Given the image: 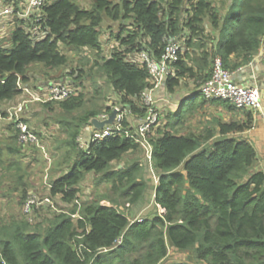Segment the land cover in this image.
Segmentation results:
<instances>
[{
	"label": "trees",
	"instance_id": "trees-1",
	"mask_svg": "<svg viewBox=\"0 0 264 264\" xmlns=\"http://www.w3.org/2000/svg\"><path fill=\"white\" fill-rule=\"evenodd\" d=\"M88 2L86 8L77 0H47L37 30L33 17L15 16L11 48L0 41L1 120L23 88L37 81L32 66L41 65L48 75L70 62L61 47L94 52L93 61L66 68L60 79L82 86L92 78V97L83 85L65 100L41 104L60 113L56 123L64 133L61 147L56 146L64 151L62 163L55 168L63 162L65 166L49 178L45 198L24 181L25 168L38 160L41 150L20 143L13 122L7 132L0 131V169L9 178L16 176L11 191L22 207V212L18 208L0 216V264H163L169 247L190 252L198 264H264V172L255 169L253 144L240 135L252 127L255 111L210 100L242 112L244 120L215 117L199 133L180 129L187 114L199 110L190 102L199 93L184 99L178 110L165 111V122L147 135L151 168L158 175L154 211L135 221L118 207L138 204L153 177H146L147 168L138 159L121 160L140 152V144L124 133L96 142L88 139L84 146L78 140L90 118L110 113L115 105L131 111L123 127L135 130L133 116L145 115L141 94L152 85L139 62L141 52L158 60L169 42L181 45L183 53L171 66L174 74L165 82L169 95L178 93L183 79H193L196 88L208 80L216 57L231 72L250 64L264 40V0H230L225 13L216 0ZM32 131L43 144L44 132ZM91 173L111 194L96 193L80 201V186ZM6 182L1 179L0 186ZM31 197L36 203L26 214L23 207ZM46 198L64 206L54 207Z\"/></svg>",
	"mask_w": 264,
	"mask_h": 264
},
{
	"label": "built area",
	"instance_id": "built-area-1",
	"mask_svg": "<svg viewBox=\"0 0 264 264\" xmlns=\"http://www.w3.org/2000/svg\"><path fill=\"white\" fill-rule=\"evenodd\" d=\"M46 2L47 0H25V4L21 11L15 9L13 6H6L0 10V16L3 14H11L14 17H33V30H37L40 18L42 17L41 8ZM182 53L181 45L174 42H169L165 45L163 53L158 60L151 58L145 52H141L139 62L145 65L152 84L141 94V103L145 107L144 117L133 116L135 130L132 132L123 127V122L128 115H131V111L118 105L112 106V110L113 108L118 110L117 117L113 124L101 130L93 129L89 141L96 142L106 137L117 136L124 133L128 137L134 138V140L143 147L142 149L146 152V158L150 161L151 145L147 140V135L153 127L160 125L164 121V114L158 107L160 99L155 97V92L161 86L165 85L169 76H173L174 71L171 66L179 59V56ZM234 73L235 72H231L224 68L221 59L216 57L212 63L209 79L203 82L196 89V92L199 93L204 100H221L228 102L230 105L238 109H250L255 112L261 111L263 99L260 89L257 86H245L237 83L234 79ZM79 90H81L80 85L77 83L72 84L64 80L63 82L50 84L44 92V96L48 101H62L71 95L77 94ZM23 91L26 96L16 103H10L7 107V119H10L11 122L15 123V127L19 131L18 140L20 143L25 145H35L41 150V152L42 150L44 152V145L39 142L37 135L23 121V114L28 101L31 99L42 101V98L41 96L38 97L32 95L27 88H23ZM27 96H29V98H27ZM163 102L169 103L168 100ZM110 113H100L97 118L104 120ZM78 140L80 146H84L85 141L82 138H78ZM46 201L48 202L49 200L46 199ZM35 203V198H29L25 202L23 212L29 214L31 212V206Z\"/></svg>",
	"mask_w": 264,
	"mask_h": 264
},
{
	"label": "rangeland",
	"instance_id": "rangeland-1",
	"mask_svg": "<svg viewBox=\"0 0 264 264\" xmlns=\"http://www.w3.org/2000/svg\"><path fill=\"white\" fill-rule=\"evenodd\" d=\"M77 1L79 3H81V5L86 6V8L89 7L88 0H77ZM116 28H117V25H115L111 29H113V32H115ZM112 42L114 44V40ZM11 45L12 44H11V41L9 39V42L7 45L8 48H11L10 47ZM61 50H63L66 54H68V56L70 58V62L67 64L68 66L65 67V69L66 68L67 69L72 68L73 66H77L79 64L82 65L83 63L86 62L85 59H87L89 61H93V59H94V55H93L94 52L90 49H81L77 52L75 50H71V49L66 48V47H61ZM110 52H111V49L106 50L107 55ZM85 68L87 69L86 66H85ZM45 70L46 69L42 68L41 65H34L30 68V71L32 72V74H36L35 79H39V78H37L38 76L40 78H42L41 76H43V72ZM104 81L99 79L100 84H103ZM83 82H84L83 85H86V87L84 89V93L89 94L88 95L89 98L92 97L93 96V93H92L93 92L92 91L93 80H92V78H91V80L84 79ZM39 83H40L39 80L38 81H32V82L30 81L28 83L27 87H28L29 92H31L32 95H34V91L36 89V86H38ZM39 85H41V84H39ZM83 85L81 87H84ZM47 88L48 87H46V89ZM44 94L45 93L40 94L42 101H35L32 99L29 100L28 103L26 104L24 114H23V118L26 119V122H27L28 127L30 129H32V130L34 129L35 132L40 131V130L44 132V141H43L44 148H45L44 152L42 150V154H38L39 155V157H37L38 160H34V159L31 160L27 169L25 167H23V168H25V170H27V177L24 179V181H26V182L28 181V183L30 182L29 186H28L29 190L32 188L33 192H36V193L38 192L37 189L39 190L40 193L37 196H39L40 198L41 197L45 198L44 191H45L46 186L49 183V178L51 177V175H54L57 173V171H60V169L63 167V165L65 163V162H63V164H60V167L62 165L61 168L60 167H59V169L55 168L58 163H62V160L60 158H61L62 154H64V151L62 152V149H56V146L61 147V141L64 139V133L60 132V130L58 129L59 125L56 123L57 122L56 119H58L60 117V113L58 111L54 112L52 110L44 109L42 107L41 104L54 101V100H51V101L46 100ZM23 96H26L24 91H23L22 96L18 97L19 99H17V101L15 100L14 102H11V104L16 103L19 100H21L23 98ZM27 98H29V96H27ZM110 99L112 100L114 98L111 97ZM168 102L171 103L170 100H168ZM180 103H181V101L177 102V106L175 105V108L173 107L172 111L178 110V106L180 105ZM111 105H113V103H111ZM169 105L171 108V104H169ZM170 108L168 110H170ZM228 113L229 112L226 108H223V107L220 108V107H218L217 104H212V105L208 104V105H206V107L200 109V111L195 114V117L193 115L192 121L187 122L186 124L182 125L180 129H181V131H194L196 133H199L202 130L201 124L204 123L207 119L211 120L212 118H215L213 116H221L225 119H228V118H230V115ZM191 115H192L191 113L187 114L186 118H189V116H191ZM199 117L204 118V122L201 121V123H197V119ZM173 119H174V117H173ZM2 120H4V122H6V125L3 126V131L6 130V132H7L8 126H9V123H11V120L7 119V117H5ZM163 122H165V120ZM203 127H204V125H203ZM29 145H31V144H29ZM142 148L143 147L140 148L141 150L139 149L140 152L130 153V154L126 155L125 157H123V159L121 160L122 163L123 162L128 163L129 160L131 161L133 159H136V160L138 159L147 168L146 177H149V178L153 177L152 178L153 181H152V179H149V181H148V185H149V190L147 192L148 194L145 195V197L142 200H140V202L138 204H135V205L130 204L129 205L128 203H121L119 205V207H118L119 210L123 211V213H125L131 221L138 220L142 216L146 215V213H153V211H154V208H153V192H154V188H155L157 181H158V175H157L156 171L151 168V163L146 158V152ZM254 148L256 150L257 157L260 156V153L258 152L256 146H254ZM3 158L6 159L4 156H3ZM122 163H120V165ZM23 164H26V163H23ZM116 165H118L117 162L113 164V166H116ZM256 169L257 170L264 169V165L259 161L256 163ZM11 173L13 174L12 171H11ZM15 177L16 176L13 174V178L12 177L9 178V176L6 174V172L0 169V180L4 179L5 181H8L5 184H3L2 186H0V194L3 195L1 200H0V216H8L9 213L11 214L14 211H19V209L22 212V207L20 208V206L17 205V199L14 198L15 195H14L13 191H11L12 186H13L12 184H14V181H15ZM16 184H17V186L20 185L18 182ZM103 192H107V193L111 194L108 187H106V184L98 183L95 179L94 174L91 173V174L87 175L85 182H83L82 185L80 186V192L78 194V197H79V200L81 201V200H84L86 198H89L92 195H95L96 193H103ZM35 196H36V194H35ZM31 198H33V197H31ZM48 203L52 204L54 207L57 204H58L57 207L64 206V205L60 204L59 202L56 203L54 201H51L50 199H49ZM102 204L110 205V202L103 201ZM44 211L45 210H43V209L40 210V212H42V213H44ZM157 211L160 213L163 212L162 208L159 206L157 207ZM178 262H185L186 264H198L190 252L178 251L175 248L169 247L168 256L164 260L163 264H175ZM200 264H202V263H200Z\"/></svg>",
	"mask_w": 264,
	"mask_h": 264
},
{
	"label": "crops",
	"instance_id": "crops-1",
	"mask_svg": "<svg viewBox=\"0 0 264 264\" xmlns=\"http://www.w3.org/2000/svg\"><path fill=\"white\" fill-rule=\"evenodd\" d=\"M229 2L230 0H217L216 1L217 6L220 7L219 11H221L222 13H225L226 9L229 6ZM24 4H25V0H0V10L5 8L6 6H9V7L13 6L15 9L21 11ZM13 20H14V16L11 14H3L0 16V41L3 40L5 45H8L9 36L14 27ZM257 56H259V58L255 66L252 68L250 72L243 71V72L234 74V79L237 81V83L241 85H245V86H257L259 89L262 85H264V40L259 49V52L257 53V55L254 56V58H256ZM65 70L63 69L59 71H50L48 72V75L41 76L42 78L38 76L37 78L39 79H37V81L39 80L40 82L39 84L41 85L38 84L36 90L34 91V95L39 97L40 94L46 91L45 90L46 87H48L52 83H55V81H52L53 79L50 81L49 80L50 78H55L57 82H60V79L62 78L61 75H63V72H65ZM48 80H49V83H47ZM182 84H183V87L180 90H178V93H175L174 95H169V93L167 92L165 88V85L161 86L159 89L156 90L155 97L160 99L158 103V107L162 111V113H165V111H167L170 108L169 104H171L170 110H173V107L175 108V105L177 106V102L181 101L182 103L184 99L191 98L192 96H194V94L196 93V89H197L195 87L194 80L193 79H183ZM260 91H261V95L263 99L262 109L261 111L255 112L252 127L240 135L247 137L250 140V142L253 144V146H256L258 152L260 153V156L257 157V162L260 161L264 165V89L262 90L260 89ZM195 98L196 99H192L190 102L192 103L191 104L192 106L199 107V110L198 111L193 110L192 112H190L193 114L189 116V118H187V122L192 121L193 115L195 117V114L199 112L200 109L206 107V105L208 104L210 105L214 104L211 101L204 100L200 95ZM161 100L163 101L170 100L171 103H165ZM218 107L225 108L224 106H221V105H218ZM246 110H250V109H246ZM228 112H229L228 114L230 115V118L228 119H225L221 116H213V117L221 118L224 121L234 120V121L241 122L244 120V116L242 112H236L234 110L232 111L228 110ZM201 121L204 122V118L199 117L197 119V123H201ZM206 121H209V120L207 119ZM206 121L201 124L202 129H203V125L206 124ZM4 125H6V122L0 119V131H3ZM85 131L86 133L83 134L82 139L84 141H87L91 133L93 132L92 126L88 125L85 128ZM186 132H190V131H186ZM261 170L264 172V169H261Z\"/></svg>",
	"mask_w": 264,
	"mask_h": 264
},
{
	"label": "water",
	"instance_id": "water-1",
	"mask_svg": "<svg viewBox=\"0 0 264 264\" xmlns=\"http://www.w3.org/2000/svg\"><path fill=\"white\" fill-rule=\"evenodd\" d=\"M259 56H257L256 58H253V60L250 62V64H248L247 66L238 69L234 74L236 73H240L243 71H248L250 72L252 70V68L255 66L257 60H258ZM260 89H264V85H262L260 87ZM117 112L118 110L116 108H113V110L111 111V113L108 115V117L104 120H100L97 117H92L89 119V126H92V128L94 130H101L105 127H109L113 124L114 120L117 117Z\"/></svg>",
	"mask_w": 264,
	"mask_h": 264
}]
</instances>
